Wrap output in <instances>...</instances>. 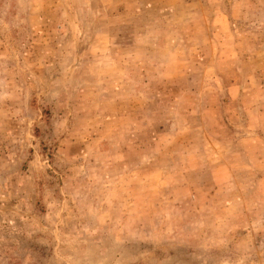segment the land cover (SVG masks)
<instances>
[{"label":"rangeland","instance_id":"rangeland-1","mask_svg":"<svg viewBox=\"0 0 264 264\" xmlns=\"http://www.w3.org/2000/svg\"><path fill=\"white\" fill-rule=\"evenodd\" d=\"M0 264H264V0H0Z\"/></svg>","mask_w":264,"mask_h":264}]
</instances>
